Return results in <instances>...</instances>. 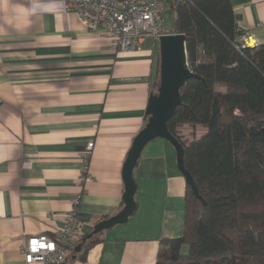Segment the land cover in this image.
<instances>
[{
  "label": "crops",
  "instance_id": "obj_1",
  "mask_svg": "<svg viewBox=\"0 0 264 264\" xmlns=\"http://www.w3.org/2000/svg\"><path fill=\"white\" fill-rule=\"evenodd\" d=\"M230 2L238 27L263 44L264 0ZM156 41L118 52L63 0H0V264H26L20 246L53 235L76 198L85 235L89 220L121 209L122 166L157 87ZM179 130L187 139L205 128ZM133 177L134 213L62 264H155L159 240L182 235L186 182L174 147L148 141Z\"/></svg>",
  "mask_w": 264,
  "mask_h": 264
},
{
  "label": "trees",
  "instance_id": "obj_2",
  "mask_svg": "<svg viewBox=\"0 0 264 264\" xmlns=\"http://www.w3.org/2000/svg\"><path fill=\"white\" fill-rule=\"evenodd\" d=\"M168 5L199 77L182 86L167 127L201 198L186 183L183 233L159 240L155 264H264V43L236 47L243 30L230 0ZM185 124L205 130L185 139Z\"/></svg>",
  "mask_w": 264,
  "mask_h": 264
},
{
  "label": "built area",
  "instance_id": "obj_3",
  "mask_svg": "<svg viewBox=\"0 0 264 264\" xmlns=\"http://www.w3.org/2000/svg\"><path fill=\"white\" fill-rule=\"evenodd\" d=\"M170 0H63L64 11L74 13L87 31L104 32L111 47L118 52L139 49L145 37L157 40L162 30V14ZM186 3L189 0H181ZM258 42L251 31L238 38L237 48L255 47ZM189 67V66H188ZM190 69V67H189ZM191 70V69H190ZM92 149L86 146L84 154ZM76 198L65 214L64 223L54 234L27 237L20 246L26 264H62L84 234L86 221L77 214ZM91 225L95 221L89 220Z\"/></svg>",
  "mask_w": 264,
  "mask_h": 264
},
{
  "label": "water",
  "instance_id": "obj_4",
  "mask_svg": "<svg viewBox=\"0 0 264 264\" xmlns=\"http://www.w3.org/2000/svg\"><path fill=\"white\" fill-rule=\"evenodd\" d=\"M158 41V84L156 90L148 96L145 109L146 121L135 135L122 166V207L104 219L96 222L92 230L83 236L74 247L79 252L84 243L94 235L116 224L125 223L134 213L136 203L134 195L136 183L133 171L140 157L144 145L156 138L166 139L175 149L176 165L183 175L185 182L190 186L194 195L201 198L190 173L184 167V148L179 140L170 133L167 127L168 120L181 103L180 90L189 78L199 77L189 69L186 57L185 36L179 32H167L160 35Z\"/></svg>",
  "mask_w": 264,
  "mask_h": 264
},
{
  "label": "rangeland",
  "instance_id": "obj_5",
  "mask_svg": "<svg viewBox=\"0 0 264 264\" xmlns=\"http://www.w3.org/2000/svg\"><path fill=\"white\" fill-rule=\"evenodd\" d=\"M173 18H174L173 11L171 10L170 6L167 4L162 14V29L164 31L173 29V20H174ZM150 39L151 38L148 37L149 42H150ZM156 44L158 46V41H156ZM199 131L197 133H200ZM182 136H184V134ZM187 137H188L187 139H190L189 136ZM187 251H188V245H183L181 248V253H187Z\"/></svg>",
  "mask_w": 264,
  "mask_h": 264
}]
</instances>
